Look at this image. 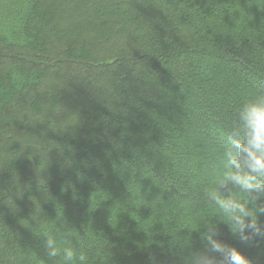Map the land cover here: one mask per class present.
I'll return each mask as SVG.
<instances>
[{"label":"trees","instance_id":"1","mask_svg":"<svg viewBox=\"0 0 264 264\" xmlns=\"http://www.w3.org/2000/svg\"><path fill=\"white\" fill-rule=\"evenodd\" d=\"M258 94L264 0H0V264H45L48 234L87 264H185Z\"/></svg>","mask_w":264,"mask_h":264},{"label":"clouds","instance_id":"2","mask_svg":"<svg viewBox=\"0 0 264 264\" xmlns=\"http://www.w3.org/2000/svg\"><path fill=\"white\" fill-rule=\"evenodd\" d=\"M217 212L202 221L196 232L203 241L185 264H257L237 247L220 239V226L246 247L264 245V94L243 103L226 127L218 166L201 192ZM46 237L45 264H87L88 256L65 241Z\"/></svg>","mask_w":264,"mask_h":264}]
</instances>
